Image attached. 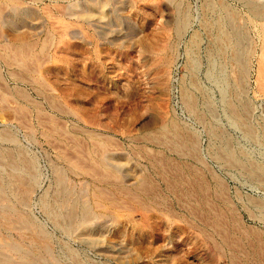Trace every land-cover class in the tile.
Instances as JSON below:
<instances>
[{"label":"rangeland","instance_id":"1","mask_svg":"<svg viewBox=\"0 0 264 264\" xmlns=\"http://www.w3.org/2000/svg\"><path fill=\"white\" fill-rule=\"evenodd\" d=\"M5 1L6 3L4 6L7 7L4 8L5 13L2 14V18L0 17V43H26V40H28V43H31L34 46L37 42L35 45V58L38 64L36 63V68H33L30 71L31 73H28L26 72L27 70H20L15 66L9 67L5 61L3 62L2 59H0L1 77L4 76L3 82L6 79V82L3 84L1 83V85L9 87L14 86L16 84L15 77L14 75L10 76V70L13 69V72L19 73V76L23 80L18 81L19 85L24 87L31 97L35 98L40 104L42 103L41 107L44 108H42V110L46 113L45 115L49 114L50 117L54 119L57 118L55 120L61 127L64 126L63 129H65L64 131L66 134H64L66 138H63L62 136V138H59L58 140L57 138H49V136L46 135L45 128L37 121V117H35L36 113L34 116V112H31V114H27L26 118L22 119L21 115H16L17 113L15 112L13 113L11 108L7 109L6 107L3 109L0 106V131L2 129L11 131L18 144L21 145L30 156H33L36 161V166L39 172V182L37 183V186H35V189L29 193V200H27L26 207L28 208L27 210H30V214L32 213L36 223L44 227V230L50 234L49 236H51V243L49 244H51L52 252H50L49 258L53 260L56 259V262H60V264H63V262L69 263L70 259L68 260V256H66L67 254L65 251H62V245L66 242L70 248L72 247L73 250L76 249L75 251L80 260L85 264H230L228 257L226 256L228 255V252L226 251L225 253L221 252L217 254L214 258L209 255V251L211 250H208L207 248L208 240H202L203 237H201V233H199L203 224L199 223L200 219L198 217L193 215V218L192 215L188 214L183 207L184 205H181L182 203L179 198L180 193L178 192L183 188V184L178 182L176 183V186L171 188L172 186L170 185H174L173 182L169 184L173 178L172 174L170 176L168 173L162 172L158 169L154 160L151 159V155H154L156 151H158L156 154H161L167 157V159L169 161L171 160L173 164V161L177 163L178 161L181 162L182 159H185L182 162L186 161V163L188 162L190 165L192 163L193 167L196 164L195 161L189 154L188 156L186 153H178V155H175L177 152L174 153L172 149H167V146L165 145L156 144L147 141V139L145 141L141 132L144 129L148 130L153 128L155 123L163 117H174L182 125H185L186 127L189 126L188 129L197 133L199 136H197L200 148L199 154L202 155V158L204 156L203 159L206 162L205 164L208 170L217 173L224 180L229 189L228 196L230 199L232 198L234 204H237L239 207L242 203H240L238 198L244 200V197H246L245 194H254L255 191L253 190V185L250 184L243 175L236 171L225 169L221 164H218V161L216 162L212 159L213 157L211 156V153L209 154L210 150L208 151V148L211 149L213 147V141H211L208 132H206V126L196 117L195 113L193 114L190 112L186 106L183 105L184 103L182 104L183 100H181V88H183V86L190 88L189 90L193 95L199 94L198 89L207 91V96L210 94L208 97L212 103L214 102L213 105H215L213 106L214 112L217 113L214 114L216 115L215 121L218 123L216 125H219V127H217L220 131H224L223 133L225 135L229 134L236 146L255 154V157L262 156L263 153H259L261 152L260 148L256 144L250 142L243 135L239 127L232 124L230 118L227 116L228 113L225 111L222 95H225V91L226 93L230 92L232 84L230 81H236V75H234L236 73L235 69L230 67L232 63L226 58L228 54L226 53V55H224L225 57L222 56V58L221 55H219L220 57L216 56L212 58V56H209L208 54L210 50L209 47L217 42V37H215L216 25L214 23H216L218 19V9L216 6L219 3L215 2L222 1V3L224 2L229 5L230 8L237 10L239 13L237 21L241 25H244L247 10L244 9L237 0H209L210 2L208 0H173L174 7L171 9L168 7L167 3L169 2H167V0H121V2L113 0L114 2H110L107 6L108 12L105 19L106 21L103 24L105 26L107 23V28L103 26L99 27L102 30L101 33H99V28L95 27V25L86 23L83 17V13L86 9H89L91 6H98V0ZM179 1L187 4L190 9L189 28L185 35H182V38L173 32L175 29L173 28L174 24L172 22V18L175 15L174 9L176 5L180 4ZM208 3H210L209 5L211 6V9L210 6L209 8L208 6L206 8L204 7ZM56 4L61 8L56 6ZM32 13L34 15H32ZM49 13L52 15H49ZM204 13L206 16L209 15L206 17ZM201 16L204 21L201 20ZM208 17L210 18L208 19ZM67 23L69 25H67ZM64 24H66V26ZM209 28H211V30ZM103 29L105 31H103ZM45 32L47 34L49 33L48 36ZM190 33L196 36V40L199 39L197 41L200 44H198L197 41H194L193 43L190 41L192 39L190 38L192 35L189 37ZM63 34L65 35L64 37ZM88 34H92L93 39L88 40ZM55 36L56 38H54ZM251 36L254 38L252 33ZM33 38L37 40L35 43L33 42L35 41ZM162 38H164L163 41ZM24 39L26 40L24 41ZM164 40L169 42L173 41L170 42V44L173 43L174 46V54L172 55L174 60L168 66L167 70L166 67H158V65H156V57H154L155 54L149 51L148 53L145 49L146 45H161L166 42ZM210 41L213 44H211ZM41 43H44L45 45L43 44V46ZM46 50L47 52H43ZM89 62L92 63L93 72H95L93 75L92 73L89 75L90 78L87 75L89 74L87 69ZM213 62L217 66L222 65L224 70L226 69L223 79L227 81V83L230 82L229 85H227V88L223 89L222 82L217 83L210 77L211 75L209 73L211 72L210 68L212 67ZM253 63L254 62H251V67H253L250 70L251 73L247 82V96L251 102L254 103L252 104L254 110H256L254 111V118L259 121V118H264V96H259L258 92H256L254 77L255 67ZM193 64H195V66ZM207 65H210V68ZM192 68L198 73L194 70L192 73ZM227 75L228 77L225 78ZM194 76L196 77L194 78ZM35 77H38V82L40 80L41 83H35V81L37 82ZM27 78L30 79H28L29 82H27ZM189 81H191L192 84ZM194 81H196V83ZM250 82L251 86H249ZM182 83L183 85H181ZM193 84L196 86L198 84V86L195 88V85ZM191 86L195 88V91ZM35 87H41L44 93H46L48 99L47 102L43 96L35 91ZM43 87L46 88L44 89ZM221 91L224 92L222 95L220 94ZM52 96L60 102H55V99ZM249 96H251L252 99ZM50 97L53 100L51 101L55 104L54 107L51 108L49 107ZM11 104L12 106L14 105V100L8 102V105ZM89 121L91 124H89ZM88 132L94 133L96 137L99 134L98 138H101L100 140L105 142V145L107 146V156L105 160L108 159L106 161L111 165H118L117 167L123 175H121V179L125 183L134 185L137 179H141L144 176L150 177V180L154 182H152V184L153 188L155 187L154 191L156 190L157 193H155L157 196L159 195L158 197H161L162 199H165L164 197H166L165 201L167 203L165 202V205L167 207L158 206V208L156 205L148 203L147 205L140 206L141 209L134 212L131 216L127 214L129 213L127 210H122L124 209L123 205H121L122 209L120 206L115 209L112 207L110 210H107L108 212L106 211L107 213L105 211L103 212L102 206L100 208H98L99 206H95L90 196V190L93 184L92 178L84 173L82 174L81 172L68 170L66 163L58 156V150L59 148L63 149L62 147H64L63 150L66 148L68 152L70 151V153H74V147L71 142L73 141L72 138L81 146L84 142H86L87 145L84 144V147L87 148L88 146H91L90 144H92V140L88 137ZM133 135H137V137ZM138 136L140 137L139 140ZM142 142H144V144ZM6 143L9 144L0 138V145H7ZM214 143L217 142L215 141ZM136 145H141V147H137ZM146 146L148 147L146 148ZM145 148L147 151H145ZM257 150H259V152ZM136 153L139 154L137 155ZM150 153L151 155H149ZM171 157L176 158L172 159ZM188 158L190 159V162ZM123 160L125 161L123 162ZM54 162L60 167L63 166L67 185L75 190L76 195H80L79 197H81L83 201L87 200V203H85L89 204L91 209L95 211V214L98 213V220L91 221L90 224L85 227V230L82 229V231L84 230L83 233L80 231L76 232L74 235H64L60 229L58 230L45 212H43L39 197L52 184L54 173L51 166ZM150 164L152 166L154 165L159 173H157L154 166L151 167ZM160 178L165 182L160 180ZM166 184L170 187H167ZM20 187V189H23V186ZM250 188L252 189L250 190ZM236 194L239 197L236 196ZM142 198L148 200L145 199L147 196L143 195ZM216 203L218 205V202ZM160 209H162V211ZM163 210L165 212H163ZM104 213L106 215H104ZM244 213L245 212L242 211L243 215ZM183 214H185L187 218ZM166 215H168V217ZM245 215V220H247V214L245 213ZM1 216L3 215L0 214V240H3L5 243L7 241H17V245H21V248L28 244H30L28 247H31V245L37 241L33 234L35 233V228L29 226L33 228V230L29 227V229L25 227L22 229V227H19V224L16 225L17 218L15 215H10V218L14 220V225L16 227L7 229L4 226V219L2 220L4 217ZM142 216L146 218L145 223L141 220ZM193 227H195V229ZM31 231L32 233H30ZM91 236H100L101 241L88 242V237ZM8 254L9 257H14L13 259L16 258V254L13 252H9ZM224 254L226 257H224Z\"/></svg>","mask_w":264,"mask_h":264},{"label":"bare ground","instance_id":"2","mask_svg":"<svg viewBox=\"0 0 264 264\" xmlns=\"http://www.w3.org/2000/svg\"><path fill=\"white\" fill-rule=\"evenodd\" d=\"M112 1L113 0H98V6L97 7H95V6L90 7L89 6L90 8L86 9L83 13V17H84L86 23H89L91 25H95V27H98V28L102 27V26L106 27L107 23L105 26L103 24L106 21L105 19H106L107 12H108L107 6ZM114 1L121 2V0H114ZM237 1L239 2V4L242 7H244V9L247 10V16L244 19V25L239 24L237 21V16L239 14L237 10L230 8L229 5L225 4L224 2L222 3V1H220V2L214 1L215 3H219L216 6L218 9V11H217L218 12V15H217L218 19L216 18L217 22L214 23L216 25L215 37H217V42L212 46L210 45L211 47H209L210 50H209L208 54H209V56H212V58H214L216 56L220 57L219 55H221V58H222V56L226 55V53L228 54L226 56V58L232 63V65H230V67L235 69L236 73L234 75H236V81H233V80L230 81V82H232V84H231L229 93H226V91H225V95H222V93H224V92L221 91L220 94L223 96L222 97L223 105H224L226 113H228L227 116L230 118L232 124H234L236 127H239L241 129L243 135L250 142H252L253 144H256L260 148L261 152H259V150H257V151L260 154L263 153L262 156L255 157L254 156L255 154H252L251 152H249L245 149H242L239 146H236L234 144L232 137L229 134L225 135L223 133L224 131L223 132L220 131V129L218 128L219 125H216L218 123L215 121L216 115H214V114L216 112H214V109H213V106H215V105H213L214 102L212 103V101L208 97L210 94H208V96H207V93H206L207 91H203V90L198 89L199 94L193 95V93L190 92V90H189L190 88H188L187 86H183V88H181V90H182L181 91V98H182L181 100H183L182 104L184 103L183 105H185L186 108L190 112H192L193 114L195 113L196 117L199 118V120L201 122H203L204 125L206 126V130H207L206 132H208L209 138H211V141H213V147L211 146L212 147L211 149L208 148V151L210 150L209 154L211 153V156L213 157L212 159H214V161H216V162L218 161L219 162L218 164H221L222 167H224L225 169L233 170V171H236L237 173L243 175L250 182V184L253 185L252 187H253V190L255 191L254 194L253 193H252V195L249 193L245 194L246 197H244V200H242V198H238L239 196L236 194V196H238L237 198L240 200V203H242V204L239 207L237 206V204H234V201L232 200V198L230 199V197L228 196V190L229 189L227 188V185L225 184L224 180L217 173L211 172L212 170H210V171L208 170V168L205 164L206 162L203 159L204 156L202 158L201 157L202 155L199 154V152H200L199 151L200 150L199 141H198L199 136L197 135V133L196 132L194 133V131H191V129H188L189 126L186 127L185 125H182L174 117H167V116L163 117L162 119H160L158 122L155 123L153 128L148 129V130L144 129L141 132V134H142L143 138H145V141L147 139V141H151V142H154L156 144L158 143L160 145H165V146H167L166 147L167 149L170 148L174 151V153L177 152L175 155H178V153L179 154L180 153H186L188 156V154H189L190 157L195 161L196 164L194 165V167H193L192 163H191V165H192L191 166L188 162L186 163V161L182 162L185 160V159L183 160L182 158H181L182 159L181 162H179L177 160L179 163L178 162L175 163V161H173L174 162V164H173L171 162V160L169 161L167 159V157H165L161 154H156L158 151H156V153L154 155H151V153L149 154V155H151V159L154 160L155 165L158 169H160L162 172L168 173L170 176L172 174L173 178L171 179L169 184L171 182H173L174 185H170V186H172L171 188H173V186H176V183H178V182H180V184L181 183L183 184V188L181 186H179L182 189L179 190V192H178V193H180L179 198H180V201L182 203L181 205H184L183 207L186 209L188 214L192 215V217H193V215L198 217L201 221V222L199 221V223L203 224V227L201 230H199V233H201V237H203L202 240H205V239L208 240L207 248H208V250H211V251H209L210 252L209 255H211V257L214 258V256H217V254H219L221 252L225 253V251H226V252H228V255H226V256L228 257L230 264H264V120H263L264 118L263 119L259 118V121H257V119L255 120V118H254L255 112L254 111H256V110H254L253 105H252L254 103L251 102V100L247 96V92H248L247 82H248V79L250 77V73H251L250 70L253 67V66L251 67V62H254L253 64L255 67L254 77H255L256 92H258L259 96H264V0H237ZM167 2H169L167 4H168V7L170 9L172 7H174V5H173L174 1L173 0H169V1L167 0ZM5 3H6L5 0H0V17L2 16L3 13H5L4 8L7 7V6H4ZM209 4L210 3H208L204 7L206 8L208 6V8H209V6H210ZM52 5H54V4H52ZM12 6H14V5H12ZM56 6H58V5L56 4ZM58 7H60V6H58ZM210 9H211V6H210ZM189 10L190 9L187 6V4H185L183 2L182 3L180 2V4L176 5L175 9H174L175 15L172 18V22L174 24L173 28L175 29V31H173V32H175L176 35H178L179 37L181 36V38H182L183 34L185 35V33L187 32V29L189 28V21H190ZM206 10L209 11L208 9H206ZM41 11H43V10H41ZM46 12H48V11H46ZM63 14H64V12H63ZM32 15H34V14L32 13ZM49 15H52V14L49 13ZM204 15H205V13H204ZM210 16H212V15H210ZM209 18L210 17H208V19ZM201 20L204 21V19H202V16H201ZM207 22L209 23L208 20H207ZM61 23H62V21H61ZM203 23H205V22H203ZM211 23H212V21H211ZM64 25L66 26V24H64ZM67 25H69V24L67 23ZM210 25H212V24H210ZM62 26H63V24H62ZM104 29H103V31H105ZM209 29L211 30V28H209ZM99 30H100L99 33H101L102 30L100 28H99ZM48 31H49V29H48ZM11 32H13V31H11ZM58 32H56V33H58ZM61 32H63V31H61ZM250 32L253 34L254 38L251 36ZM45 34L48 36L49 33L47 34L45 32ZM97 34H98V32H97ZM192 34H193V32H192ZM192 34L190 33L189 37ZM176 35H174V36H176ZM64 36L65 35L63 34V37ZM165 36H166V34H165ZM198 36H199V34H198ZM87 37H88V40L93 39L92 34H90V35L88 34ZM54 38H56V36ZM190 38H192L190 40L192 43L194 41L196 42L197 40H199V39L196 40V36H194V35H192ZM197 38H199V37H197ZM28 39H30V38H28ZM33 39L35 40V38H33ZM46 39H48V38H46ZM163 39L164 38H162V41H163ZM169 39H170V37H169ZM200 39H201V37H200ZM1 40H3V39H1ZM25 40L26 39H24V41ZM166 40H168V39H166ZM166 40H164V41H166ZM178 40H179V38H178ZM26 41H27L26 43H24V42L23 43H6V44L0 43L1 44L0 45V59H2L3 62L5 61L6 64L9 65V67L15 66V67L19 68L20 70L21 69L25 70V71L27 70L26 72L29 73L33 68H36L35 67L36 63L38 64V62H36L37 60L35 58V56H36L35 55L36 54L35 45L37 43L36 42L37 40L33 41L34 43L36 42L34 44V46L31 43H28V40H26ZM29 42H31V41H29ZM41 42H42V40H41ZM43 42H44V40H43ZM170 42H173V41H170ZM170 42L166 41L165 43H162L161 45H158V46L155 44L154 45L152 44V45H146V47H145L147 52L149 51V52H152L155 54L154 57H156V62H157L156 65H158V67L159 66L163 67V68L166 67V70H167L168 66L174 60V58L172 56L174 54L173 53L174 52V46H173V43L170 44ZM210 43H211V41H210ZM43 44L44 43H41V45H43ZM198 44H200V43L198 42ZM211 44H213V43H211ZM195 45H196V43H195ZM195 45H194V47H195ZM43 50H44V48H43ZM39 51H40V49H39ZM229 51H230V53H229ZM43 52H47V50L43 51ZM199 52H201V51H199ZM193 55H192V57H193ZM197 55H198V53H197ZM218 57H217V59H218ZM222 61H224V60H222ZM188 63H190V62H188ZM227 63H229V62H227ZM91 64L92 63L89 62V64L87 65V67H88L87 69L89 71V74H87L88 76L91 73H92V75H93V73H95V72H93V66ZM193 65L195 66V64H193ZM207 66H209V68H210V65H207ZM189 67H190V65H189ZM210 69H211L210 70L211 72L209 71L210 72L209 74L211 76L208 73L207 74L212 79H214L217 83L222 82V84H223L222 88L223 89L227 88V85H229L230 82L228 81L229 83H227V81H225L223 79V75H224V72L226 69L224 70L222 65L217 66L214 62H213V65ZM11 70H12V72H11ZM11 70H10V73H11L10 76L14 75L15 82H16V84L12 87H9L6 85H3V86L1 85V83L3 84L6 82L5 81L6 79L3 82L4 76L1 77V70H0V81L2 79V81L0 82V106L3 109L6 107H7V109L11 108L13 110V113L15 112V113H17L16 115H18V114L21 115L22 119L26 118L27 114H31V112H34V116L36 113L35 117H37L36 118L37 121L40 124H42V127L45 128L44 130L46 132V135L49 136V138H51V137L54 139L57 138V140L59 138H62V136L64 138L65 137L64 136V134H65L64 130L65 129H63L64 126L63 127L60 126V124L55 120L57 118L54 119V118L50 117L49 114L45 115L46 113L43 112L44 111V110H42L43 107H41L42 103L40 104L35 98L31 97L29 92L24 87H21L19 85L18 81L22 80L21 77L19 76V73L13 72V69H11ZM193 70L194 69L192 68V73H193ZM168 71H169V69H168ZM194 71H196V70H194ZM34 73H37V72H34ZM228 73H229V71H228ZM190 75H192V74H190ZM193 75H195V74H193ZM228 75H230V74H228ZM228 75L225 78H227ZM195 77L196 76H194V78ZM37 78H36L37 82L35 81V83H38V84H39V82L41 83L40 80L38 82L39 78L38 79ZM89 78H90V76H89ZM206 78H207V76H206ZM28 79L29 78H27V80ZM29 80L27 82H29ZM188 80H189V78H188ZM234 80H235V78H234ZM250 81H251V79H250ZM189 82H191V81H189ZM194 82L196 83V81H194ZM188 84H190V83H188ZM191 84H192V82H191ZM181 85H183V83ZM193 85H195V84H193ZM36 86H38V85H36ZM188 86H190V85H188ZM197 86H198V84H197ZM197 86L195 85V88ZM219 86H220V84H219ZM249 86H251V82H250ZM43 88L45 89L46 87H43ZM195 88L192 87L193 90ZM35 91L39 95L43 96L47 102V100H48L46 97L47 95H46V93H44V91L41 89V87H37V88L35 87ZM249 97L251 98V96H249ZM10 100L11 101L14 100L13 106H12V104L8 105V102ZM51 100H52V98L50 97V102H49L50 108L54 107V105H55L54 102H52L53 100L52 101ZM56 101L60 102V101L55 99V102ZM220 104H221V102H220ZM8 106H10V107H8ZM214 108H216V107H214ZM255 108H256V106H255ZM217 120H218V118H217ZM64 121H63V123H64ZM38 122H36V123H38ZM92 122H93V120H92ZM27 124H29V123H27ZM89 124H91L90 121H89ZM29 126H31V125H29ZM88 133H89L88 137L90 138V140H92L91 141L92 144H90L91 146H88L87 148L84 147V144L86 145V142H84V144L81 146L77 141H74V139L72 138L73 141H71V142H72V145L74 147V149H73L74 153H70V151L68 152L66 150V148H65V150H66L65 151V150H63L64 147H62L63 149H61L58 146V148H59L58 156L60 157V159H62L66 163V167H68V170L81 172L82 174L84 173V174L88 175L90 178H92L93 184H92V188L90 190V196H91V199L93 200V202H94L93 204L95 206H97V207L99 206L98 208H100L102 206L103 212L104 211L106 212L107 210H110L112 207H114V209H115V208H119V206H120L122 209L121 205H123L124 209H122V210H127L129 212L127 214H129L131 216L133 215L134 212H137L141 209L140 206L147 205L148 203L156 205L157 207L158 206H163V207L166 206L165 205L166 197H164L165 199H162L161 197H158L159 195L157 196L156 190L154 191L155 187L153 188V184H152L153 181L150 180L151 179L150 177L144 176L141 179H137L136 183L134 185H130L128 183H125L121 179L122 174L120 173V170L117 167L118 165H111L109 162L106 161L108 159L105 160V158L107 156L106 155L107 154V149H106L107 146L105 145V142L101 141L100 140L101 138L100 139L98 138V135H99L98 133H97L98 134L97 137L94 135V133H90V132H88ZM133 136L137 137V135H133ZM0 138H2L4 141L9 143V144L6 143L7 145H5V144L0 145V212H2L0 214L3 215L1 217H4V218H2V220L4 219V226L7 229L15 228L16 226L14 225V220L10 218V215H15V217L17 218V224L16 225L19 224V227H22V229H23V227H25L27 229L31 228L29 226H32L33 228H35V230H34L35 233H33V234L35 235V239L37 240L36 242L33 240L35 243L32 244L31 247H28V245H30V244H28L25 247L23 246L24 248L23 247L21 248L20 247L21 245L18 246L16 243L17 241L16 242H12V241L8 242L7 241L8 243L7 242L5 243V242H3V240H0V264H60V262H56V259L53 260V259L49 258L50 252H52L51 244H49V243H51L50 242L51 236H49L50 234L44 230V227H42L40 224L36 223V221L34 220V217L32 216V213L30 214V210H27L28 208L26 207L27 200H29L28 199L29 193L35 189V186H37V183L39 182L38 181L39 172H38V169L36 166V161H35L33 156H30L24 150V148L18 144L14 134L11 131H9L7 129H2L0 131ZM131 138H132V136H131ZM209 138H208V140H209ZM70 139H71V137H70ZM139 139H140V137L138 138V140ZM49 140H51V139H49ZM110 140H112V139H110ZM136 140H137V138H136ZM78 141H81V140H78ZM215 141L217 143H214ZM61 142H62V140H61ZM142 143L144 144V142H142ZM57 145H58V143H57ZM145 145H147V144H145ZM139 146L141 147V145H139ZM139 146H137V147H139ZM147 147L148 146H146V148ZM149 149H151V148H149ZM145 151H147V149ZM130 152H131V150H130ZM160 152H162V151H160ZM169 152H171V151H169ZM131 153L133 154V152H131ZM136 154L138 155L139 153H136ZM135 157H137V156H135ZM174 158H176V157H174ZM174 158H172V159H174ZM124 161L125 160H123V162ZM194 161H193V163H194ZM149 162H151V161H149ZM189 162H190V159H189ZM60 163H62V162H60ZM150 166L153 167L154 165L152 166L150 164ZM51 167H52V170L54 173L52 184L39 197L43 212H45V214L53 221L54 225L58 228V230L60 229L64 233V235L65 234L66 235H74L76 232H80V231L83 233V231L85 230V227L88 224H90L91 221H96V219L98 217V215H97L98 213L95 214V211L93 209H91L89 204H86L87 200L85 199L86 201H83V199L81 197H79L80 195L79 196L76 195V193H75L76 191L67 185V183L65 181V173H64L65 170H64L63 166L60 167L56 164V162H54ZM154 168H155V166H154ZM158 169L155 168L156 172L158 171ZM211 169H213V168H211ZM149 170H151V169H149ZM66 172H68V171H66ZM70 173H71V171H70ZM157 173H159V172H157ZM160 180H162V179L160 178ZM162 181H164V180H162ZM20 186H23V189H20L21 188ZM166 186H167V184H166ZM170 186L168 185L167 187H170ZM251 189L252 188H250V190ZM175 190H173V191H175ZM238 193H240V192H238ZM143 195L147 196V198H145V199H148V200H144V198H142ZM243 196H244V194H243ZM179 198H178V200H179ZM149 199H150V201H149ZM215 201L218 202V205ZM163 207H162V209H163ZM144 208H146V207H144ZM162 209H160V210L162 211ZM164 210H166V209H164ZM164 210H163V212H165ZM146 211H147V209H146ZM242 211H244L247 214V220H249V221L245 220L246 215L244 213V215H245V217H244V215L242 214ZM126 212H124V213H126ZM172 212H174V211H172ZM187 212H186V214H187ZM166 213H168V212H166ZM112 214H113V212H112ZM120 214H121V212H120ZM169 214L171 215L170 212H169ZM104 215H106V214L104 213ZM146 215H148V214H146ZM164 215H165V213H164ZM168 215H166V216L168 217ZM183 215H185V214H183ZM185 217H186V215H185ZM127 218H128V216H127ZM145 219L146 218L142 216L141 220L143 223H145ZM183 221H184V219H183ZM186 221H187V219H186ZM193 221H191V222H193ZM188 222H190V221H188ZM33 228H31V229L33 230ZM193 228L195 229V227H193ZM82 229H84V230L82 231ZM30 230H25V231H30ZM24 232H21V233H24ZM30 233H32V231ZM85 238H87V237H85ZM100 238H101L100 236H94V237L91 236V237H88V242L89 241L98 242L100 240ZM85 240H87V239H85ZM156 240H158V239H156ZM67 244L68 243L65 242V244L62 245L64 248V249L62 248V251H65V253L67 254L66 256H68V260L70 259V262L69 263L63 262V264H85L84 262H82L80 260L78 254L75 251L76 249L73 250L72 247L70 248V246H68ZM8 251L16 254V258L13 259L14 257H12V258L9 257ZM222 255H220V256H222ZM226 256L224 254V257H226Z\"/></svg>","mask_w":264,"mask_h":264}]
</instances>
